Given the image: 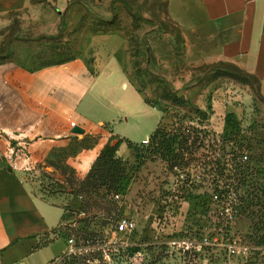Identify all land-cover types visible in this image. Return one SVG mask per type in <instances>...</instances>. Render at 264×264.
<instances>
[{"label":"rangeland","instance_id":"obj_1","mask_svg":"<svg viewBox=\"0 0 264 264\" xmlns=\"http://www.w3.org/2000/svg\"><path fill=\"white\" fill-rule=\"evenodd\" d=\"M72 8L59 13L53 0H34L29 7L7 14L8 26L0 27V59L36 68L82 55L93 64L104 44L88 43L91 35L115 34V43L119 35L125 36L139 93L155 106L160 100L167 102L162 108V129L177 136L173 153L184 158L171 160L170 154L162 159L155 152V141L144 149L145 158L139 163L135 154L129 161L132 180L127 194L119 198L107 195L104 188L85 186L86 177L75 171L60 170L61 183L50 168L41 170L32 179L44 199L63 204L69 209L67 215L86 212L84 221L63 232L76 239L75 231L81 229L96 235L97 241L108 239L121 246L108 264H132L130 246L139 241L148 245L139 264H237L245 259L263 264L264 99L256 79L224 62L195 65L185 33L168 16L167 0H75ZM49 17L57 18L55 27H46ZM15 43L22 44L16 52ZM149 84L152 93L145 90ZM132 92L124 89L119 94L127 100ZM127 134L139 143L140 135L134 130ZM182 136L188 138L186 144ZM236 143L243 145L238 155H247V163L240 169H226L225 175L247 171L246 186L238 192L245 202H239L244 208L230 210L227 221L216 217L215 190L222 183L216 160L232 158ZM223 147L230 154L223 156ZM233 165L227 162V168ZM235 179L229 181L235 184ZM126 216L138 221V231L113 234L116 221ZM184 241H196L198 248L185 250L179 246ZM87 256V252L78 254L75 264H84Z\"/></svg>","mask_w":264,"mask_h":264},{"label":"crops","instance_id":"obj_2","mask_svg":"<svg viewBox=\"0 0 264 264\" xmlns=\"http://www.w3.org/2000/svg\"><path fill=\"white\" fill-rule=\"evenodd\" d=\"M33 1L0 0V27L8 26L7 14ZM73 1L53 4L66 13L73 11ZM167 12L185 33L195 65L231 64L258 78L264 99V0H167ZM46 22L55 27L57 18ZM113 37L93 34L88 39L104 44L93 64L82 55L36 68L14 59L0 62V264H58L67 253L65 240L56 233L68 211L40 195L35 174L50 168L55 180L64 183V169L84 179L112 138L130 140L127 132L134 130L139 143L146 144L163 126L167 102L155 106L145 101L127 39L119 35L115 43ZM19 43L13 51L22 47ZM151 86L148 93L154 91ZM124 89L133 90L127 100L119 94ZM215 106L220 109L219 102ZM261 109L264 115V102ZM18 146H25L29 159L13 169L5 156ZM117 154L134 160L125 143Z\"/></svg>","mask_w":264,"mask_h":264},{"label":"trees","instance_id":"obj_3","mask_svg":"<svg viewBox=\"0 0 264 264\" xmlns=\"http://www.w3.org/2000/svg\"><path fill=\"white\" fill-rule=\"evenodd\" d=\"M0 61H3L0 59ZM238 69V68H237ZM239 71L243 72L242 70L238 69ZM244 73V72H243ZM247 77H254L259 84V80L257 77L253 75H249L244 73ZM163 126L159 127L150 137V140L148 143H135L131 140L125 139V138H119L115 143H114V138L110 140V142L104 147V149L101 151L100 155L97 157L95 160L94 164L92 165L88 175L86 176L85 179V186L91 187L93 189H99V188H104L107 191V195L109 196H118V195H126L128 187L131 183V178H130V171L132 170V165L129 161L123 160L121 157L118 156V150L120 146L125 143L130 150H132L135 154L136 160L139 163V160L144 159V155L142 152L144 151L145 148H148L153 145L155 141H158L157 143V148L155 149V152L159 153L161 158L166 160L167 157L172 154V159L171 160H178L181 158H184V155L181 154H174L173 152V146L176 143L177 136L174 135H167L163 131ZM181 142L183 144H186L188 142V138L186 136L181 137ZM236 150L234 149L232 151V158L228 159L227 162H231L233 167L227 168V162L226 160L219 159L218 161L216 160V164L219 166L218 167V175L222 179V189L216 186L215 192H218L220 195L225 196V194L229 195L233 190L234 193H236L238 201L245 202L243 197L238 194L240 190L246 186V181H247V171H236L235 174H233L231 177L229 175H225L226 169H240L243 164L245 165L246 163H243L241 161L236 162L237 158L239 157V153L243 150V145L237 144L235 146ZM188 150V149H186ZM223 151V156H226L227 154H230L225 151V147L222 149ZM233 154L236 157H233ZM223 164V166H222ZM222 167V168H221ZM246 170H248L246 168ZM230 171V170H229ZM246 174V175H245ZM236 177V179H235ZM234 178L235 179V184L231 183L229 180ZM232 186V187H231ZM233 188V189H232ZM239 204L238 208L242 209L244 208V205ZM68 219L66 216L64 220ZM88 225V224H87Z\"/></svg>","mask_w":264,"mask_h":264},{"label":"built area","instance_id":"obj_4","mask_svg":"<svg viewBox=\"0 0 264 264\" xmlns=\"http://www.w3.org/2000/svg\"><path fill=\"white\" fill-rule=\"evenodd\" d=\"M5 158L9 160L10 166L13 169L22 168L21 161L23 158L27 160L29 159L27 157L25 146L13 147L12 151L9 153V155L5 156ZM238 158L239 161L241 162H246V160H248V156L243 154L239 155ZM23 169L27 171L29 170L27 165L23 166ZM222 185L223 183H219L216 186L222 189ZM231 191L232 192L229 195L225 194V196L220 195L218 192H215V203L218 206L216 209V217L218 219H222V220L225 219L229 221V218L231 216L230 210L231 211L236 210L239 206V201L236 193H234L233 190ZM115 197L119 198V196H115ZM68 210L69 209H67V211ZM69 213L70 215H67L68 219L63 220L60 228L57 230L56 233V236L58 238L65 240L67 245V253L58 261V264H64V263L75 264L76 256H78V254L84 255L86 254V252L88 253V256L84 259L83 261L84 264L93 263L94 261H101L102 264H108L109 263L108 259L116 256L114 252L116 250H122L120 249L121 246H118L117 244L113 243L111 240L104 239L97 241L98 239H93L94 237H96V235L91 233L86 234L87 231L84 232L81 229L75 231L78 233L76 239L71 235H66L63 232V230H67L68 227L74 225L75 223L77 224L79 221L80 222H82V220L84 221L86 217V212L84 210H79ZM67 221H74V222L68 223ZM137 231H138V221L134 218L126 216L116 221L113 229V234L126 235L128 233H134ZM79 241H83V243L80 244ZM204 242H208V240L204 239ZM179 246H181L185 250L190 249V247H192V249H195L196 247L198 248V244L196 241H186V242L184 241L182 243H179ZM130 247L132 252V257L130 259L131 263L139 264L137 263V261L141 262L145 258L146 249L148 248V245H144L142 241H139L138 243H134ZM67 260L69 262H67ZM237 264H252V263L248 261V259H245Z\"/></svg>","mask_w":264,"mask_h":264},{"label":"water","instance_id":"obj_5","mask_svg":"<svg viewBox=\"0 0 264 264\" xmlns=\"http://www.w3.org/2000/svg\"><path fill=\"white\" fill-rule=\"evenodd\" d=\"M78 132L82 133V130H78ZM68 223H73L74 221H67Z\"/></svg>","mask_w":264,"mask_h":264}]
</instances>
